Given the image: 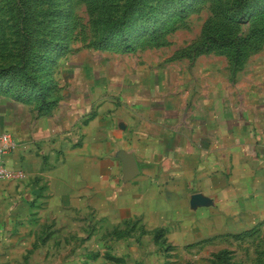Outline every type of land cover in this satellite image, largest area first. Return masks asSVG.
<instances>
[{"label":"rangeland","instance_id":"374dc122","mask_svg":"<svg viewBox=\"0 0 264 264\" xmlns=\"http://www.w3.org/2000/svg\"><path fill=\"white\" fill-rule=\"evenodd\" d=\"M190 84L238 107L264 96V0H0V97L20 129L64 134L85 107H126L146 86ZM113 179L124 201L119 169ZM157 183L130 195L173 194ZM256 208L214 220L217 230L203 216L189 230L168 213L159 224L154 212L118 211L84 220L63 251L20 258L0 242V264H264Z\"/></svg>","mask_w":264,"mask_h":264},{"label":"crops","instance_id":"0c3cea01","mask_svg":"<svg viewBox=\"0 0 264 264\" xmlns=\"http://www.w3.org/2000/svg\"><path fill=\"white\" fill-rule=\"evenodd\" d=\"M168 87L138 89L126 107H85L64 134L18 128L0 97V133L10 131L18 141L4 160L18 176L0 180V242L8 251L20 258L26 250L63 251L64 238L78 236L84 220L118 211L154 212L159 224L168 213L190 230L202 216L204 224H214L264 207V96L238 107L218 89ZM121 154L136 163L130 180L123 179ZM118 169L128 192L124 201L113 183ZM164 180L173 194L130 195Z\"/></svg>","mask_w":264,"mask_h":264},{"label":"built area","instance_id":"2783aa9c","mask_svg":"<svg viewBox=\"0 0 264 264\" xmlns=\"http://www.w3.org/2000/svg\"><path fill=\"white\" fill-rule=\"evenodd\" d=\"M18 148V141L10 131L0 133V180H12L18 176L5 166L4 160Z\"/></svg>","mask_w":264,"mask_h":264},{"label":"water","instance_id":"95a60500","mask_svg":"<svg viewBox=\"0 0 264 264\" xmlns=\"http://www.w3.org/2000/svg\"><path fill=\"white\" fill-rule=\"evenodd\" d=\"M120 159L123 164V179L130 180L138 173L136 163L134 159L128 155L121 154Z\"/></svg>","mask_w":264,"mask_h":264}]
</instances>
